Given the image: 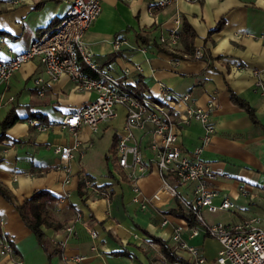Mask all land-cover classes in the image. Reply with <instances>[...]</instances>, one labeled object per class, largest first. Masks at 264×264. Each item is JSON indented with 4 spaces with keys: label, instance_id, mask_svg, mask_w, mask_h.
<instances>
[{
    "label": "crops",
    "instance_id": "obj_1",
    "mask_svg": "<svg viewBox=\"0 0 264 264\" xmlns=\"http://www.w3.org/2000/svg\"><path fill=\"white\" fill-rule=\"evenodd\" d=\"M67 7L65 0H0V29L6 32L0 42V58L25 49L32 39L55 25ZM175 14L180 17L179 33L182 20L194 30L192 44L202 49L201 57L185 55L180 40L177 52L172 54L137 38L144 35L157 42L161 32L175 26ZM222 17L223 27L209 34ZM263 34L264 0H179L163 9H155L152 0H101V12L85 34L92 60L140 90L161 96L165 88L177 109L183 107L178 98L185 93L190 95L193 105L215 102L211 117L214 131L200 156L219 175L214 181H206L216 191L214 201L219 203L228 195L235 205L217 212L204 209L209 223H240L255 216L264 222V94L258 85L259 81L264 84V39L260 37ZM112 52H117V56L106 61L105 57ZM40 72L38 60H28L7 82L0 84V119L13 106L20 118L7 129L9 137L0 142V181L14 196L10 202L0 195L1 229L14 249L12 255L0 254V264H15L16 258L25 264H165L160 246L141 228L163 238L172 248L171 226H161L160 220L165 211L178 204V199L165 195L156 205L141 209L132 200L131 184L126 179L110 171L111 178L98 181L88 169L91 161L111 157V146L121 132L125 109L118 106L116 116L102 123L97 132L86 125L74 133L62 129L60 119L90 102L94 93L76 90L63 74L39 96L31 78ZM230 88L254 107L258 124L231 100ZM9 96L15 99L8 101ZM30 110L45 114L46 122L56 123L47 130H38L27 122ZM178 131V143L183 150L191 152L202 144L205 127L201 122L191 120L180 125ZM76 140L79 145L68 162L70 171H66L53 147L71 145ZM140 145L147 146L146 136ZM86 174L91 176L92 187L84 186L81 197L78 181ZM171 182L175 183L174 179ZM105 183H109L111 195L96 191L95 186ZM137 185L141 196L162 192L156 171L139 178ZM194 185L195 182L176 185V189L180 196L191 200ZM243 185L246 193L241 190ZM39 188L57 196L69 193L64 201L48 202L62 222L58 229L42 226L50 244L60 248L50 258L15 207ZM70 225L69 232L66 228ZM89 229L96 230V238H91ZM188 242L202 248L208 264H219L216 257L221 245L217 239L199 235ZM121 250L127 254L114 253Z\"/></svg>",
    "mask_w": 264,
    "mask_h": 264
},
{
    "label": "built area",
    "instance_id": "obj_2",
    "mask_svg": "<svg viewBox=\"0 0 264 264\" xmlns=\"http://www.w3.org/2000/svg\"><path fill=\"white\" fill-rule=\"evenodd\" d=\"M68 7L60 20L45 29L39 36L32 39L27 47L13 53L7 58H0V84L7 82L20 66L32 59H37L41 72L31 78L36 94L42 96L48 84L66 74L79 91L94 93V98L77 109L66 113L59 121L62 129L75 132L86 125L92 132H97L102 123L116 116L118 106L125 109V117L121 132H119L112 156L121 168L124 178L131 184L132 200L141 209L156 205L160 199L177 198L185 212L192 214L197 223L190 224L185 218L163 213L160 225H170L173 251L180 260H170L164 256L165 264H208L207 257L198 245L190 244L189 238L199 235L209 236L220 242L216 260L219 264H264V222L259 216L251 217L240 223L217 221L207 222L204 209L210 212L227 210L234 207V202L224 195L219 203L214 201L216 191L211 189L206 181H214L219 175L200 154L211 140L214 131L212 112L215 102L212 100L206 106L193 105L190 95L183 94L178 102L183 104L181 109L175 107L165 88L161 96L152 95L146 91L135 89L123 76H116L100 68L91 58V51L86 45L85 34L92 22L101 12V0H65ZM155 9H163L179 0H152ZM197 1V0H186ZM175 26L168 32H161L157 42L172 54L177 52L176 45L180 40V17L174 16ZM264 39V34L260 36ZM4 37L0 36V42ZM117 46V42L115 44ZM202 49L194 52V57H201ZM83 65L84 69L80 66ZM264 94V84L258 82ZM166 98V99H164ZM9 96L8 101L14 100ZM191 120L201 122L205 127L202 144L195 146L189 152L182 149L178 143L179 126ZM29 125L38 130H47L55 121L41 122L36 118H27ZM146 136L147 146L140 145V140ZM79 142L73 144H57L54 152L66 171H70L68 162L73 158ZM152 171H156L161 179V191L149 196H141L137 180ZM121 178V174L113 171ZM228 177V174H223ZM174 179L175 183L171 182ZM64 182H69L66 177ZM195 182L192 188V199L179 195L176 185ZM176 184V185H175ZM84 185L92 187L89 179L84 178ZM243 193L246 188L241 187ZM98 193L102 192L99 189ZM164 193V194H162ZM68 192L59 196L64 201ZM80 214H77V218ZM0 218V254L14 253L11 239L3 232ZM69 232L72 227L67 226ZM91 238L97 237L95 229H89ZM15 264H25L16 258Z\"/></svg>",
    "mask_w": 264,
    "mask_h": 264
},
{
    "label": "trees",
    "instance_id": "obj_3",
    "mask_svg": "<svg viewBox=\"0 0 264 264\" xmlns=\"http://www.w3.org/2000/svg\"><path fill=\"white\" fill-rule=\"evenodd\" d=\"M223 25H224V18L222 17L218 21L217 25L211 30H209V34H212L213 32L220 30L223 27ZM3 34H6V32L0 29V36H3ZM194 36H195V32L190 27L189 23L182 20L179 37H180V41L183 44L185 55L194 56V52L195 50H197V48H195L192 44V40ZM137 38L143 44H147L150 42V45H154L159 50H162L161 45L158 42H156V39L154 37L150 39L144 35H139ZM116 56H117V52H112L105 57V60L106 61L112 60ZM217 57H220V56H217ZM80 67L84 69L83 65H81ZM131 85L135 89L142 91L135 84L131 83ZM230 97H231V100L235 104H237L238 107H240L241 109H243L249 114V116L251 117V119L253 120L255 124L259 123V119H258V116L256 114L254 107L250 104V102L245 97H243L240 94H237L231 88H230ZM28 108L29 109L31 108L30 104L28 105ZM29 117L36 118L41 122H46L47 120L46 115L43 113H40L39 111L30 110L28 115L26 116V119ZM19 119L20 118L18 114L16 113L15 106L11 107L8 110V112L5 114V116L2 119H0V142L9 137L6 133L7 129ZM51 121H47V122H51ZM116 140L117 139H115V141ZM115 143L116 142H114L113 145L111 146L112 150L114 148ZM120 174H121V178L125 179L122 171H120ZM107 175L112 177V175L110 174V171L107 172ZM84 178L89 179L91 178V176L89 174H86ZM84 186H85L84 179L80 178L78 181V193L81 197L85 193V190L83 188ZM108 186H109V183H105V184L97 185L95 187H97L102 192L106 191L108 192V195H111L110 190L107 189ZM0 195L10 202L13 200V197H14L13 194L6 188V186L1 181H0ZM58 198L59 196H57L50 190L46 188H39V189H34L32 193L30 194V196L24 197L21 202L15 204V207L22 221L34 234V236L37 239V242L43 248V250L46 252L49 258L52 255L59 253L60 248L55 245L50 244L49 238L46 236L45 232L43 231L42 226L47 227V228H53V229H58L62 226V222H60L57 219L52 209L48 206V202L54 201ZM165 213L172 214L176 217L185 218L190 224L197 223V221H195L194 218L192 217V214L189 212L188 213L185 212L179 203L175 207L169 208L167 211H165ZM141 231L144 234H146L151 241L157 243L160 246V249L162 253L166 256V258L172 261L181 259L180 256H178L173 251V249L166 243V240H164L163 238L159 236H155L154 234L150 233L149 231L143 228H141ZM114 253L122 254V255L127 254L125 250H121V251L114 252Z\"/></svg>",
    "mask_w": 264,
    "mask_h": 264
},
{
    "label": "rangeland",
    "instance_id": "obj_4",
    "mask_svg": "<svg viewBox=\"0 0 264 264\" xmlns=\"http://www.w3.org/2000/svg\"><path fill=\"white\" fill-rule=\"evenodd\" d=\"M107 154H108V152H107ZM108 163H110V167H108ZM88 166H89L88 169H89L90 173L97 180L102 178V177H106L107 179L111 178V177L106 176V175H107L108 171H112L113 172L112 168H114V171L117 172V173H120V171H121V168L118 167V165L114 161V158H113L112 154H111V157L108 158V160H106L104 158V156H103L99 160L91 161L90 164H88Z\"/></svg>",
    "mask_w": 264,
    "mask_h": 264
}]
</instances>
